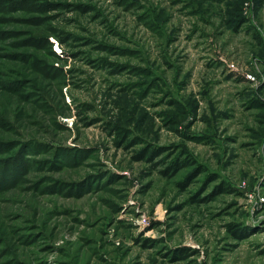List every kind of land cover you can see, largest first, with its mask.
Here are the masks:
<instances>
[{
	"label": "rangeland",
	"instance_id": "1",
	"mask_svg": "<svg viewBox=\"0 0 264 264\" xmlns=\"http://www.w3.org/2000/svg\"><path fill=\"white\" fill-rule=\"evenodd\" d=\"M0 139V264H264V0H0Z\"/></svg>",
	"mask_w": 264,
	"mask_h": 264
},
{
	"label": "trees",
	"instance_id": "2",
	"mask_svg": "<svg viewBox=\"0 0 264 264\" xmlns=\"http://www.w3.org/2000/svg\"><path fill=\"white\" fill-rule=\"evenodd\" d=\"M117 131H118V129H117ZM118 132L120 133L121 131H118ZM119 135H120L119 137H121V139L125 138V142H126V136H125L126 135V129H125V135H124V132L120 133ZM140 140L141 139L139 137H136L134 139V143L136 141L140 142ZM119 143H120V141H118V144ZM6 144L7 143H4V141L2 139H0V149H1V146L6 145ZM165 150H167V149H163V148L156 149L152 145H146L145 147H142L139 150L140 152H138L137 155L134 158L137 159V160H147V161L155 162L156 158L161 156L165 152ZM169 155H170V153H168L165 157H163L162 160L163 161L170 160V158H168ZM15 156L16 157H13L14 158L13 160L19 159V157L17 158V156H18L17 154H15ZM0 160H2V159H0ZM15 165L16 164L12 165V167H8V165L3 166V164L1 165V161H0V177H2L1 174L3 173V171H5V168H6V170H9V171L10 170L18 171L15 168ZM187 165H188L187 161H181V158L179 156H176V158L171 161V166L168 168V170L170 169L171 171H175V170L177 171L181 167L187 166ZM2 166L4 168H2ZM0 181H4V183H6L5 179H1ZM238 226H241V225L229 224L228 225V230L232 231L233 233H235V236L237 238L245 237L246 234H243L244 228H242V227L239 228ZM189 253H190L189 249H186V248L185 249H180L179 251H177L175 253V256H179V258H183L184 256H189Z\"/></svg>",
	"mask_w": 264,
	"mask_h": 264
},
{
	"label": "built area",
	"instance_id": "3",
	"mask_svg": "<svg viewBox=\"0 0 264 264\" xmlns=\"http://www.w3.org/2000/svg\"><path fill=\"white\" fill-rule=\"evenodd\" d=\"M250 78H253L252 76H250Z\"/></svg>",
	"mask_w": 264,
	"mask_h": 264
}]
</instances>
